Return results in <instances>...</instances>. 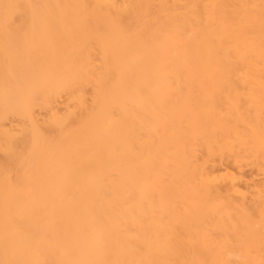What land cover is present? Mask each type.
Wrapping results in <instances>:
<instances>
[{
	"label": "bare ground",
	"instance_id": "6f19581e",
	"mask_svg": "<svg viewBox=\"0 0 264 264\" xmlns=\"http://www.w3.org/2000/svg\"><path fill=\"white\" fill-rule=\"evenodd\" d=\"M0 264H264V0H0Z\"/></svg>",
	"mask_w": 264,
	"mask_h": 264
}]
</instances>
